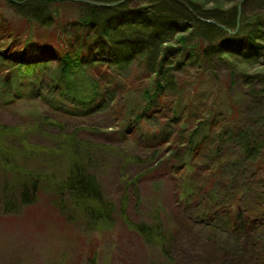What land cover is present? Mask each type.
<instances>
[{"label": "rangeland", "instance_id": "1", "mask_svg": "<svg viewBox=\"0 0 264 264\" xmlns=\"http://www.w3.org/2000/svg\"><path fill=\"white\" fill-rule=\"evenodd\" d=\"M241 1L202 3L207 9H232ZM66 2L59 12L64 19L72 18L70 2L76 1ZM0 5L6 9L2 23L17 19L22 25L14 8L5 0ZM16 63L0 58V264H170L160 246H149L121 220L126 194L129 220L160 224L176 264H244L240 250L247 237L259 241L264 255V98L251 97L244 75L261 66L234 70L218 56L207 64L194 62L173 74L174 84L161 92L143 128L134 115L153 85L137 65L109 72L97 67L103 92L119 102L114 110L112 105H73V97L49 85L57 72L54 65L25 76L15 73ZM39 118L61 123L65 130L41 126ZM203 122L207 125L191 146V135ZM74 132L85 142L83 162L113 208L109 227L94 226L69 207L62 211L57 186L49 184L58 183L66 170L59 134L68 138ZM245 132L258 147L250 155L237 139ZM176 151L177 156L169 155ZM28 175H43L48 182L35 203L6 212L5 203L16 204ZM248 217L257 228L247 235L240 228ZM251 243L244 249L251 251ZM261 255L249 264H264Z\"/></svg>", "mask_w": 264, "mask_h": 264}, {"label": "trees", "instance_id": "2", "mask_svg": "<svg viewBox=\"0 0 264 264\" xmlns=\"http://www.w3.org/2000/svg\"><path fill=\"white\" fill-rule=\"evenodd\" d=\"M5 1L22 18V25L17 26V19L3 18L2 23L6 9L0 5V42H3L0 58L18 62L14 71L25 76L46 72L54 65L57 72L52 77L50 87L59 88L63 97H73L76 107L81 105L93 109L95 104L96 109L110 105L112 109H117L119 102L115 100V95L110 97V93L103 92L100 87L97 67L105 66L109 72L115 68L126 71L130 66L137 65L149 74L153 85V90L146 91L142 96L140 112L134 115L135 122L146 128L147 113L156 106L161 92L174 84L173 74L194 62L210 63L215 56L230 63L234 70L242 66L244 69L251 68L255 64L261 66V71L249 75L246 70L244 75L250 85L251 97L264 98V0L245 2L239 30V2L232 9L221 6L207 9L202 3L206 0H141L145 4L139 6L132 4L134 0H128L113 8L70 2L74 15L64 19L59 12L62 14V5L67 0H15L24 2L23 5L12 0ZM88 1L116 4L123 0ZM207 21H214L226 30ZM230 77L234 86V73ZM39 78L40 74L36 82ZM11 84L12 81H9L7 87ZM40 84L43 86V82ZM174 114L178 118L176 111ZM39 120L41 126L61 132L65 130L63 124L51 119ZM206 125L201 123L191 135V146H194ZM167 126L164 125L162 130H167ZM248 136L247 132L241 133L237 139L250 155L258 147L249 141ZM59 138L64 140L61 144L66 170L58 178V183L50 181L49 184L57 186L54 192L58 194L61 210L66 211L69 207L72 213L80 212L94 226H111L113 208L104 199L97 179L89 173L82 160L85 142L78 140L77 132L68 134V138L61 133ZM170 154L175 157L178 151ZM172 158H168L166 164ZM47 182L43 175H28L19 185L16 204L11 201L5 203L6 212L13 213L17 211V206L27 207L35 203ZM206 188L207 185L202 190ZM129 200L126 194L121 220L146 244L160 246L168 262L176 264L171 253V241L160 224H136L129 220L126 213ZM191 200L192 195H187L186 202ZM256 228V221L248 217L240 231L248 235ZM254 239L245 238L240 250L244 264H249L262 253L259 241ZM250 243L252 250H245L244 247Z\"/></svg>", "mask_w": 264, "mask_h": 264}, {"label": "water", "instance_id": "3", "mask_svg": "<svg viewBox=\"0 0 264 264\" xmlns=\"http://www.w3.org/2000/svg\"><path fill=\"white\" fill-rule=\"evenodd\" d=\"M14 3L16 4H21L20 2H17L15 0H12ZM76 2H83V3H86V4H89L91 6H95V7H101V8H113V7H116V6H119V5H122L124 3H126L128 0H123L121 2H118L116 4H104V3H97V2H92V1H85V0H74ZM247 0H242L238 6V20H237V24H238V30H239V27H240V22H241V17H242V12H243V5L245 4ZM208 23L210 24H214V25H217L214 21H207ZM218 27L226 30L224 27L220 26V25H217ZM230 34H235V33H232L231 31H228Z\"/></svg>", "mask_w": 264, "mask_h": 264}]
</instances>
